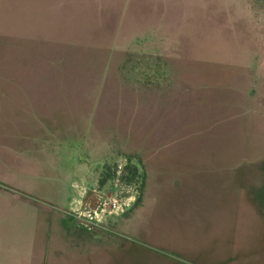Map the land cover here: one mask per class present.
<instances>
[{"label":"rangeland","instance_id":"1","mask_svg":"<svg viewBox=\"0 0 264 264\" xmlns=\"http://www.w3.org/2000/svg\"><path fill=\"white\" fill-rule=\"evenodd\" d=\"M0 85L60 165L0 183V264L54 215L92 264H264V0H0Z\"/></svg>","mask_w":264,"mask_h":264},{"label":"crops","instance_id":"2","mask_svg":"<svg viewBox=\"0 0 264 264\" xmlns=\"http://www.w3.org/2000/svg\"><path fill=\"white\" fill-rule=\"evenodd\" d=\"M16 94L13 87L5 88L0 85V183L22 191L26 178L20 180L19 175H37L49 165H60L50 161V156L54 158L59 155L55 151L56 145L54 149L49 146L51 140L57 142L56 138L49 139L46 133L33 132L36 122H32V116L28 112L31 99L23 93L18 96ZM41 123L39 119V124ZM42 128H37V131ZM74 182L69 180L66 183L70 188ZM72 200L73 198L64 200V204L59 206H65ZM66 220L72 222L73 219L54 215L51 219L37 220L32 229L34 244L27 255L26 264H81V259L89 260L84 264H92L90 238L88 242L82 240L80 230L75 229L73 224ZM84 245L90 249L85 250L87 246Z\"/></svg>","mask_w":264,"mask_h":264},{"label":"trees","instance_id":"3","mask_svg":"<svg viewBox=\"0 0 264 264\" xmlns=\"http://www.w3.org/2000/svg\"><path fill=\"white\" fill-rule=\"evenodd\" d=\"M105 181V179H103L101 182L103 183Z\"/></svg>","mask_w":264,"mask_h":264}]
</instances>
